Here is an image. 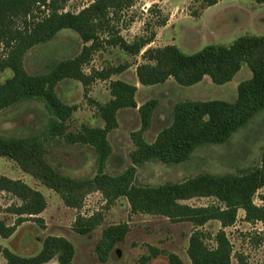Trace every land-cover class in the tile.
Returning <instances> with one entry per match:
<instances>
[{
  "label": "trees",
  "instance_id": "1",
  "mask_svg": "<svg viewBox=\"0 0 264 264\" xmlns=\"http://www.w3.org/2000/svg\"><path fill=\"white\" fill-rule=\"evenodd\" d=\"M69 0H0V74L10 69L12 75L0 83V111L29 100L40 101L49 112L47 126L42 137L0 136V157L14 161L20 170L43 186L57 193L63 204L79 209L84 198L99 192L106 204L124 197L131 213L166 217L171 222H190L191 232L187 256L191 264H230L233 247L225 228L237 221L239 209L248 223L260 222L264 233V193L261 204L254 202L255 195L264 189V146L260 163L239 173H199L177 182L158 185L135 183L138 166L151 159L163 163H179L189 158L193 150L203 144L227 143L231 135L245 125L257 112L264 110V34L239 35L229 44H208L194 53H184L176 45L148 47L154 33L126 41L116 22L136 0H93L77 12L65 10ZM220 0H202L201 9ZM264 3V0H252ZM198 16V15H195ZM166 18L157 20L163 26ZM62 29L75 31L82 46L77 55L55 63L44 74H29L23 65L25 54L33 46L51 40ZM103 45L118 47L129 55L141 53L142 62L135 68L141 85L164 83L172 78L177 84L189 86L208 76L214 84L232 80L245 63L251 72L249 78L236 87V99L232 102L213 100H184L174 104L171 122L161 128L153 141L145 139L151 124L157 100L152 98L137 106V86L121 79H111L128 68L126 63L85 72L83 66L92 54ZM77 80L86 94L95 80H108L110 98L96 102L97 115L102 126L82 124L75 131L68 130V121L77 109L75 104L63 102L55 90L65 79ZM140 127L130 132L133 145L129 152L130 165L117 174L106 172V163L112 154L107 135L118 127L117 113L124 108H136ZM46 140L61 138L69 144L87 145L94 152L95 173L91 177H72L61 173L46 159ZM0 191L11 194L20 204L7 208L17 217L12 224L0 219V237L8 238L25 220L42 221L38 216L46 207L43 194L21 179L0 175ZM213 198L206 205H192L185 201L192 198ZM216 220L220 228L210 237L202 227ZM102 222L99 213L90 216L77 215L73 230L87 234ZM129 230L127 223L109 224L102 228L95 245V253L101 262L108 259L114 246L122 242ZM149 254L141 257L142 263L156 257L162 250L148 246ZM6 264H74L75 248L63 236L47 235L41 249L34 255L21 256L6 247H0ZM168 264H184L179 255L166 253ZM237 264H250L243 254H237Z\"/></svg>",
  "mask_w": 264,
  "mask_h": 264
},
{
  "label": "rangeland",
  "instance_id": "2",
  "mask_svg": "<svg viewBox=\"0 0 264 264\" xmlns=\"http://www.w3.org/2000/svg\"><path fill=\"white\" fill-rule=\"evenodd\" d=\"M93 0H69L65 10L77 12ZM202 0H136L125 10L116 22L120 35L131 42L137 37H146L154 33V40L148 47L176 45L184 53H194L208 44H229L239 35L264 34V3L252 0H220L214 5L201 9ZM198 15V16H195ZM166 18L163 26H157L159 18ZM82 43L77 33L71 29H62L49 41L33 46L23 59L25 70L29 74L47 73L52 66L64 59L72 58L81 49ZM143 49V50H144ZM142 50V51H143ZM141 51V53H142ZM1 52V48H0ZM141 53L132 56L118 47L103 45L95 51L91 60L83 66L85 72L99 70L110 65L126 63L128 68L111 79H121L137 83L135 100L139 104L156 99L149 129L145 139L153 141L156 133L171 122L175 103L184 100H225L236 99L237 84L250 77L251 72L245 63L236 75L227 83L214 84L208 76L200 82L184 86L172 78L164 83L141 85L135 74L136 65L142 62ZM12 75L10 69L0 74V83ZM108 80H95L84 94L83 86L77 80L65 78L55 90L59 98L67 104H75L77 109L68 121V130L75 131L82 124L103 125L97 115L96 102L104 103L110 98ZM49 112L40 101L21 102L0 111V136L24 137L44 135ZM118 127L108 134L112 154L106 163V172L117 174L130 165L129 152L133 145L130 132L140 127L137 108H124L118 111ZM46 159L61 173L72 177H91L95 173L94 152L91 147L69 144L61 138H45ZM264 146V110L257 112L248 122L237 129L227 143L203 144L196 147L189 158L179 163H163L151 159L137 167L135 183L139 185H158L167 181L177 182L199 173H239L260 163ZM6 157H0V174L8 171ZM9 173V172H8ZM10 174H12L10 172ZM14 175V173H13ZM27 183L39 190L46 201L45 209L38 214L42 221L25 220L16 227L8 238L0 237V247L21 255L36 254L47 235L63 236L72 242L75 248L74 264H168L166 253L174 252L184 264H191L187 256L188 239L194 230L190 222H171L166 217L131 213L124 197L113 204H106L99 192L88 194L79 209L63 204L60 196L27 175ZM264 189L255 195L254 202L261 204L260 196ZM192 205H206L215 202L213 198L201 197L185 201ZM20 204V200L8 193H0V219L12 224L17 217L7 208ZM99 213L102 222L87 234L73 230L77 215L90 216ZM244 211L239 209L237 221L225 228L226 235L233 247L230 264H237L236 255L243 254L250 264H264V233L260 222L248 223L243 219ZM114 223H127L129 230L122 242H118L105 262H101L95 245L103 227ZM220 228L216 220L207 222L202 230L210 235L208 244ZM155 246L163 253L142 263L141 257L149 254L148 246ZM0 264H6L0 253ZM45 264H56L51 260Z\"/></svg>",
  "mask_w": 264,
  "mask_h": 264
},
{
  "label": "crops",
  "instance_id": "3",
  "mask_svg": "<svg viewBox=\"0 0 264 264\" xmlns=\"http://www.w3.org/2000/svg\"><path fill=\"white\" fill-rule=\"evenodd\" d=\"M204 79V78H203ZM139 83V82H138ZM136 86H137V83H134ZM138 87V86H137ZM138 89V88H137ZM137 106H139V102H137ZM137 108V107H136ZM118 119V118H117ZM99 126H102V125H99ZM109 134V133H108ZM108 136V135H107ZM108 138V137H107ZM4 162L6 163L5 164V168L8 170V171H5L3 174H0V175H5L7 177H10L12 179H21L23 180L24 182H26L27 180H29V178L27 177L28 174L22 172L20 170V168L17 166V164L12 161L11 159L9 160H4ZM9 172V173H8ZM10 172L12 174H10ZM14 173V175H13ZM0 193H5L4 191H0ZM244 216V214H242Z\"/></svg>",
  "mask_w": 264,
  "mask_h": 264
}]
</instances>
